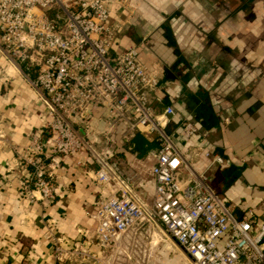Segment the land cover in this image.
Masks as SVG:
<instances>
[{
  "label": "built area",
  "instance_id": "built-area-1",
  "mask_svg": "<svg viewBox=\"0 0 264 264\" xmlns=\"http://www.w3.org/2000/svg\"><path fill=\"white\" fill-rule=\"evenodd\" d=\"M115 5L130 6L129 0H0V53L7 66L0 78H13L6 75L12 69L48 116L49 135L34 133L27 145L0 134V156L8 151L18 164L11 175L22 196L30 202L52 199L59 160L88 154L97 169L86 176L102 187L90 216L102 247L145 219L190 264H264V223L253 227L251 208L235 216L207 184L205 170L179 150L176 130L190 139L196 126L181 119L165 131L175 112L156 95L162 69L138 61L135 48L124 47L121 25L109 21ZM116 132L123 141L141 133L154 142L153 164L125 172L111 150L94 149L100 137ZM203 156L210 159L206 169L222 163L219 156ZM150 182L146 195L143 184ZM63 241L51 238L58 264L57 251L69 249Z\"/></svg>",
  "mask_w": 264,
  "mask_h": 264
},
{
  "label": "crops",
  "instance_id": "crops-1",
  "mask_svg": "<svg viewBox=\"0 0 264 264\" xmlns=\"http://www.w3.org/2000/svg\"><path fill=\"white\" fill-rule=\"evenodd\" d=\"M129 5V10L113 6L109 21L121 25L119 37L124 47L135 48L138 61L162 69L156 95L175 112L172 130L181 119L198 130L190 139L176 130L177 147L197 170H205L207 184L232 205L235 216L253 210L256 229L264 223V0H129ZM6 67L0 53V72ZM47 121L46 108L20 77L0 78V134L5 139L27 145L34 133L45 138ZM140 136L145 135L132 138ZM132 138L123 141L116 132L93 146L101 151L115 144L114 160L125 172L150 167L155 143L145 136L155 147H144L136 156L130 150ZM205 152L222 163L206 169L210 159ZM16 169L12 154L4 152L0 264H58L52 257L53 236L74 239L90 228L94 236L90 216L102 187L86 172L97 164L84 153L60 159L52 180L54 197L40 202L22 196L11 175ZM152 188L151 182L143 184L146 195Z\"/></svg>",
  "mask_w": 264,
  "mask_h": 264
},
{
  "label": "rangeland",
  "instance_id": "rangeland-1",
  "mask_svg": "<svg viewBox=\"0 0 264 264\" xmlns=\"http://www.w3.org/2000/svg\"><path fill=\"white\" fill-rule=\"evenodd\" d=\"M32 69L35 67L32 66ZM78 129L83 133L79 127ZM164 129L169 133L172 127L165 125ZM144 137L140 136L148 142ZM114 146L115 144L109 143L106 148L112 151ZM178 174L180 180V171ZM206 175L204 177L208 182ZM91 230L90 228L86 235L83 233L81 237L74 239L64 237L63 242L69 244L65 247L69 249L66 252L62 249L57 251L60 264H185L181 260L184 257L169 245L160 229L156 225H149L145 219L125 233L119 242L106 248L100 245Z\"/></svg>",
  "mask_w": 264,
  "mask_h": 264
},
{
  "label": "trees",
  "instance_id": "trees-1",
  "mask_svg": "<svg viewBox=\"0 0 264 264\" xmlns=\"http://www.w3.org/2000/svg\"><path fill=\"white\" fill-rule=\"evenodd\" d=\"M136 135V134H135ZM134 135V136H135ZM133 136V137H134ZM130 150L136 155L138 156L142 151H144V147L145 149H150L155 147L154 143L152 142H147L145 141L143 138H132V140L130 141Z\"/></svg>",
  "mask_w": 264,
  "mask_h": 264
},
{
  "label": "bare ground",
  "instance_id": "bare-ground-1",
  "mask_svg": "<svg viewBox=\"0 0 264 264\" xmlns=\"http://www.w3.org/2000/svg\"><path fill=\"white\" fill-rule=\"evenodd\" d=\"M6 75H7L8 77H14V76H15V74H14V72H13L12 69L8 70V71L6 72Z\"/></svg>",
  "mask_w": 264,
  "mask_h": 264
}]
</instances>
